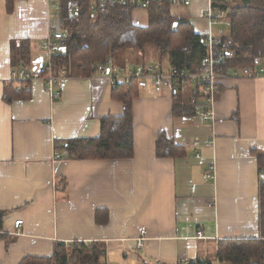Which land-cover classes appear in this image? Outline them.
Masks as SVG:
<instances>
[{
    "label": "crops",
    "instance_id": "crops-1",
    "mask_svg": "<svg viewBox=\"0 0 264 264\" xmlns=\"http://www.w3.org/2000/svg\"><path fill=\"white\" fill-rule=\"evenodd\" d=\"M188 1L170 0L169 12L203 36L207 51L209 36L223 41L230 34L231 6L222 5L241 0ZM73 7L76 0H14L7 12L0 0V264L50 257L56 243L73 242L100 245L107 264H226L217 258L220 241L261 238L264 74L216 78L212 106L196 82L167 81L156 91L144 80L132 99L131 157H66L58 142L97 137L102 117L123 112L107 71L98 73L96 66L105 63L117 75L138 65L157 63L162 72L175 67L150 46L126 48L95 65L90 76L54 74L52 92L41 79L21 91L15 82V96L7 100L13 73L46 62L41 43L63 32L61 11L72 16ZM220 11L225 17H209ZM132 20L145 26L146 9H134ZM23 40L30 44V67L15 70L12 42L16 53ZM210 107L211 118L202 121L196 110ZM160 135L176 147L171 154L158 155ZM17 219L23 223L14 232ZM183 258L188 262L180 263Z\"/></svg>",
    "mask_w": 264,
    "mask_h": 264
},
{
    "label": "trees",
    "instance_id": "trees-1",
    "mask_svg": "<svg viewBox=\"0 0 264 264\" xmlns=\"http://www.w3.org/2000/svg\"><path fill=\"white\" fill-rule=\"evenodd\" d=\"M13 1L6 0L7 12L12 11ZM169 3L170 0H149L147 7H144L147 24L142 26L132 20V11L143 7L134 6L129 0H76L78 11L74 15L61 11L63 36L60 39V52L52 57L53 73L87 77L93 74L95 65L104 63L108 55L126 48L143 51L148 46L159 59L167 57L172 66L178 69L202 71L206 42L203 36L193 32L186 20H178L170 14ZM228 6H231L228 14L230 34L223 41L233 55L224 61V66L254 68L256 59L264 55V0H241L237 6L228 5L227 2L222 5L224 8ZM14 45L15 42H12V67L15 70L19 67L29 68V41L23 40L16 53H13ZM142 83L131 78L128 83L114 88L116 98L123 103V112L117 116L102 117L97 137L67 139L58 142L56 150L64 149L66 157L75 159L131 157L132 99L138 95ZM14 85L15 82L8 84L7 100L15 96ZM185 109L183 112L193 111ZM174 110H178L177 106ZM175 149L163 135L158 137L156 151L159 156L171 154L170 151ZM257 160L259 169L264 172V154L258 155ZM259 210L261 238L220 241L218 260L226 264H264V180L259 188ZM103 258L104 250L97 244L56 243L52 256L26 257L19 264H107ZM187 264L210 263L194 260Z\"/></svg>",
    "mask_w": 264,
    "mask_h": 264
},
{
    "label": "built area",
    "instance_id": "built-area-1",
    "mask_svg": "<svg viewBox=\"0 0 264 264\" xmlns=\"http://www.w3.org/2000/svg\"><path fill=\"white\" fill-rule=\"evenodd\" d=\"M130 3L137 7H147L149 0H129ZM177 1V0H173ZM185 4H188V0H183ZM78 11L77 7L69 8L70 13H76ZM226 13V12H225ZM224 11H220L217 14L209 13V17L212 20H218L222 17H225ZM63 36V32L60 30L54 31L51 35H48L42 43L41 47L46 52L47 59L46 62L39 64L34 70L26 71V70H18L13 73L10 82L20 83L16 90L21 91L22 89L27 87V84L36 79L43 80L47 89L52 92L54 83L58 80V77L54 75L52 70V57L55 55L60 49V39ZM227 44L222 40L213 38L211 36L208 37L207 41V51L206 55L203 58V64L205 65V69L199 73H186L183 70L172 67L168 71L162 72L159 70L158 64L155 63L153 65H138L134 69L127 70L124 74L117 75L113 73H109V70H106L107 65L99 64L95 67L98 73L106 72L108 79L110 80L111 86L114 88L119 83H128L131 78H136L138 80L144 81L149 80L153 85L156 91H160L162 85L171 81L173 83L184 82V81H193L198 83L203 90L204 98L206 105L212 106L214 101V92L215 85L214 80L216 78H254L261 74H264V59H257L256 63L260 65V68H250L244 67L242 69L237 68H227L224 66V61L230 57V53L227 52ZM109 64V61H107ZM196 115L202 120L206 121L211 118L212 112L210 109H197ZM210 170L213 169V166L209 167ZM207 172V177L212 178L213 172ZM23 220L17 219L13 224L14 232H18V229L22 226ZM140 242V240L138 241ZM180 263H187L188 260L186 258L180 259Z\"/></svg>",
    "mask_w": 264,
    "mask_h": 264
},
{
    "label": "rangeland",
    "instance_id": "rangeland-1",
    "mask_svg": "<svg viewBox=\"0 0 264 264\" xmlns=\"http://www.w3.org/2000/svg\"><path fill=\"white\" fill-rule=\"evenodd\" d=\"M223 24H225V26L227 27V23L225 22V23H223ZM149 47V46H148Z\"/></svg>",
    "mask_w": 264,
    "mask_h": 264
}]
</instances>
